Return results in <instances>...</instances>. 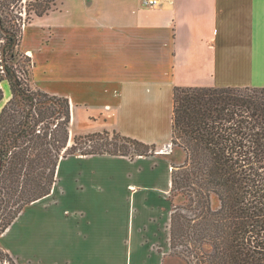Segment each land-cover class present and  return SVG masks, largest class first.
<instances>
[{
    "label": "crops",
    "instance_id": "1",
    "mask_svg": "<svg viewBox=\"0 0 264 264\" xmlns=\"http://www.w3.org/2000/svg\"><path fill=\"white\" fill-rule=\"evenodd\" d=\"M18 50L33 88L68 98L70 137L115 130L156 151L60 159L50 193L3 232L18 225L30 254L5 250L20 264H164L174 88L264 87V0H57Z\"/></svg>",
    "mask_w": 264,
    "mask_h": 264
},
{
    "label": "trees",
    "instance_id": "2",
    "mask_svg": "<svg viewBox=\"0 0 264 264\" xmlns=\"http://www.w3.org/2000/svg\"><path fill=\"white\" fill-rule=\"evenodd\" d=\"M24 1L0 0V79L10 90L0 109V235L26 205L50 193L60 159L154 152L115 130L76 134L70 143L68 98L31 87L9 63L23 25L55 3ZM171 143L185 158L171 172L170 197L184 201L170 209V254L184 264H264V87L176 86ZM4 263L17 264L0 250Z\"/></svg>",
    "mask_w": 264,
    "mask_h": 264
},
{
    "label": "rangeland",
    "instance_id": "3",
    "mask_svg": "<svg viewBox=\"0 0 264 264\" xmlns=\"http://www.w3.org/2000/svg\"><path fill=\"white\" fill-rule=\"evenodd\" d=\"M30 0H25L24 3H28ZM57 3V0H55V3ZM54 4L52 5V8L54 7ZM51 8V9H52ZM50 9V10H51ZM12 14H10L11 16ZM7 16L5 19L6 21L13 19V16ZM27 17L26 15V8L22 9V15H21V19L22 21ZM21 21V22H22ZM24 27V25H23ZM1 38V36H0ZM4 42L3 39H0V44ZM25 42H30V39L27 37ZM9 63L17 70L18 74L23 77L26 82L29 83V85L32 87V82L30 79V62L29 60L26 58V56L24 55V53L18 51V53L13 57V58H9ZM36 82L34 83L35 85H38L39 87L41 86V84H47V81H42V80H35ZM83 128V126L79 123H77L76 125V129H81ZM70 132V131H69ZM73 136V135H72ZM72 138L70 139V143L72 141ZM154 152L156 151L155 148L153 150ZM153 152V153H154ZM168 152H174V157L172 159V169H173V165H178L181 164L183 162V155L185 156V153L183 151V149L181 147L175 146V145H171ZM172 155V154H171ZM181 158V159H180ZM169 194L167 195V204H168V211L170 212L171 206L173 204H177V203H181L182 201H184V198L180 195H177L176 197H174L173 199H171L170 197V191L168 192ZM211 202L212 205L214 207L218 206V199L217 196L212 194L211 195ZM17 226L16 225L11 231L9 232H5L3 234H1L0 236V250L8 253L14 260H16L17 264H20V260L18 261V259L10 254L8 251L5 250V248L11 250V251H16L19 252L20 254H22L23 256H28L31 252V244H29V242H25L22 243L19 240V235L17 234ZM5 246V248H4ZM30 251V252H28ZM5 264V263H4ZM164 264H184L183 261H181V259L177 256H172L170 253L168 255V257L165 259Z\"/></svg>",
    "mask_w": 264,
    "mask_h": 264
},
{
    "label": "built area",
    "instance_id": "4",
    "mask_svg": "<svg viewBox=\"0 0 264 264\" xmlns=\"http://www.w3.org/2000/svg\"><path fill=\"white\" fill-rule=\"evenodd\" d=\"M162 3V0H140V4L142 7H157ZM170 148V146H168V148H166V150L168 151Z\"/></svg>",
    "mask_w": 264,
    "mask_h": 264
},
{
    "label": "water",
    "instance_id": "5",
    "mask_svg": "<svg viewBox=\"0 0 264 264\" xmlns=\"http://www.w3.org/2000/svg\"><path fill=\"white\" fill-rule=\"evenodd\" d=\"M3 67V66H2Z\"/></svg>",
    "mask_w": 264,
    "mask_h": 264
}]
</instances>
